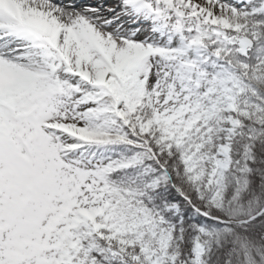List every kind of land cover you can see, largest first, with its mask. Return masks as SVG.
<instances>
[{
  "label": "snow or ice",
  "instance_id": "snow-or-ice-1",
  "mask_svg": "<svg viewBox=\"0 0 264 264\" xmlns=\"http://www.w3.org/2000/svg\"><path fill=\"white\" fill-rule=\"evenodd\" d=\"M0 264H264V0H0Z\"/></svg>",
  "mask_w": 264,
  "mask_h": 264
},
{
  "label": "trees",
  "instance_id": "trees-1",
  "mask_svg": "<svg viewBox=\"0 0 264 264\" xmlns=\"http://www.w3.org/2000/svg\"><path fill=\"white\" fill-rule=\"evenodd\" d=\"M164 199H166L169 203L171 202H175V200H180L181 201V197H179V195L176 194L175 189H170L169 192L164 193ZM157 205L161 204V199H157L156 201ZM186 208V212L184 215H182V217L175 216L173 217V215L170 213L169 215L171 216V218L174 221H179L181 218H183L185 225H190L192 223H199L200 222V218L197 217L193 212L192 209L190 207L185 206ZM189 235H191V233L189 232Z\"/></svg>",
  "mask_w": 264,
  "mask_h": 264
},
{
  "label": "rangeland",
  "instance_id": "rangeland-1",
  "mask_svg": "<svg viewBox=\"0 0 264 264\" xmlns=\"http://www.w3.org/2000/svg\"><path fill=\"white\" fill-rule=\"evenodd\" d=\"M175 202H181L180 200H175ZM185 212H186V208H185V206L182 204V206H181V212L178 214L180 217H182V215H184L185 214ZM173 215V214H172ZM178 215H173V217H175V216H178Z\"/></svg>",
  "mask_w": 264,
  "mask_h": 264
}]
</instances>
